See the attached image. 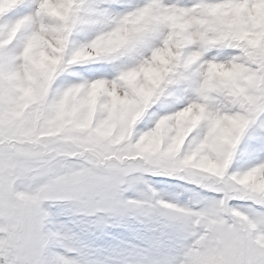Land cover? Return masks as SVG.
I'll return each instance as SVG.
<instances>
[{
    "label": "snow or ice",
    "instance_id": "obj_1",
    "mask_svg": "<svg viewBox=\"0 0 264 264\" xmlns=\"http://www.w3.org/2000/svg\"><path fill=\"white\" fill-rule=\"evenodd\" d=\"M0 264H264V0H0Z\"/></svg>",
    "mask_w": 264,
    "mask_h": 264
}]
</instances>
